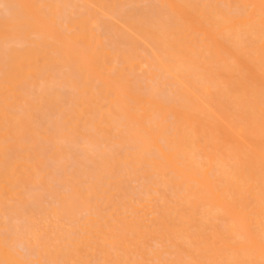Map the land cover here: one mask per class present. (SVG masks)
Returning <instances> with one entry per match:
<instances>
[{
  "label": "bare ground",
  "instance_id": "1",
  "mask_svg": "<svg viewBox=\"0 0 264 264\" xmlns=\"http://www.w3.org/2000/svg\"><path fill=\"white\" fill-rule=\"evenodd\" d=\"M0 264H264V0H0Z\"/></svg>",
  "mask_w": 264,
  "mask_h": 264
},
{
  "label": "rangeland",
  "instance_id": "2",
  "mask_svg": "<svg viewBox=\"0 0 264 264\" xmlns=\"http://www.w3.org/2000/svg\"><path fill=\"white\" fill-rule=\"evenodd\" d=\"M40 227H41V229H42L43 226L41 225Z\"/></svg>",
  "mask_w": 264,
  "mask_h": 264
}]
</instances>
